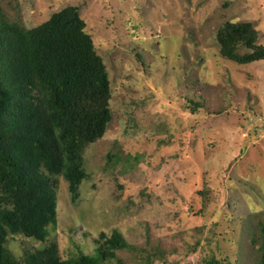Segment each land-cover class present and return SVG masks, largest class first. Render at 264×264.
I'll list each match as a JSON object with an SVG mask.
<instances>
[{"label":"rangeland","instance_id":"1","mask_svg":"<svg viewBox=\"0 0 264 264\" xmlns=\"http://www.w3.org/2000/svg\"><path fill=\"white\" fill-rule=\"evenodd\" d=\"M68 5L106 65L112 119L85 152L74 201L58 177L49 240L60 257L91 254L117 229L126 264H256L264 60L223 58L216 31L252 21L264 45V0H0L28 28ZM46 244L16 234L7 247L19 257Z\"/></svg>","mask_w":264,"mask_h":264},{"label":"trees","instance_id":"2","mask_svg":"<svg viewBox=\"0 0 264 264\" xmlns=\"http://www.w3.org/2000/svg\"><path fill=\"white\" fill-rule=\"evenodd\" d=\"M216 39L225 59L264 60L252 21H226ZM110 98L106 65L76 6L31 28L0 6V264H126L118 253L132 246L117 229L101 231L91 254L68 258L49 240L57 227L58 177L74 201L89 177L85 152L112 119ZM117 156L110 153L109 162ZM256 226V264H264V217ZM16 234L48 244L17 257L7 247L9 235ZM205 264L221 262L211 257Z\"/></svg>","mask_w":264,"mask_h":264}]
</instances>
